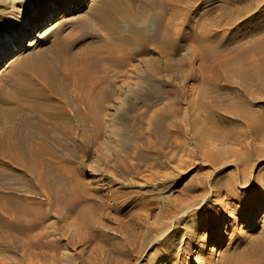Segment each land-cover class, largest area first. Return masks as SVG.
Segmentation results:
<instances>
[{"label":"rangeland","instance_id":"1","mask_svg":"<svg viewBox=\"0 0 264 264\" xmlns=\"http://www.w3.org/2000/svg\"><path fill=\"white\" fill-rule=\"evenodd\" d=\"M82 1L85 2L83 7ZM214 1L220 5L224 0ZM233 1L235 6L231 20H221L216 26L217 41L223 44L215 50L211 60L201 59L203 54L200 53L191 66L177 63L169 71L161 69L158 73L162 78L161 82L156 83L158 93L138 100L134 112L129 110V101L126 98L120 99L118 113L107 117L105 130L99 140L100 145L93 144L91 156H86L84 176H79L80 179L90 182V191L106 196L107 204L98 212L99 216L101 213L103 215L102 229L106 235L104 240L99 242L92 236L79 241L81 237L78 233L74 234V228L79 225L74 222L75 213L63 204H46L42 209L48 211L49 217L42 225L31 230L35 233V238L23 240L26 235L19 233V242L15 239L6 242L3 240L0 243V259L8 260L10 264H113L121 258L120 252L114 246L124 245L125 237L130 234L129 236H138L134 251L128 256L130 264L148 263V258L155 256L159 247L166 250L164 259L148 264H161V261L162 264H188L183 259L184 253L179 250L184 246L186 238L195 241L192 246L195 252L191 258L197 264H200L198 259L202 258L201 263L205 264L212 259L221 261L223 256L234 251L235 244L241 250L263 240L264 134L256 140L263 148L252 154L243 152L248 151L244 146L250 145L252 130L257 124L262 123L264 132V86L258 80L251 79L249 92L242 98L237 95L243 83L241 76L231 75L230 81L224 78L217 81L214 76L216 73H232L233 69L239 68L242 62L239 58L246 48L258 50L256 52L249 49L250 60L264 59V46H258L260 41L264 44V0ZM55 2L65 6V11L55 21L52 30L47 28L46 32L33 34L32 38L40 40L37 41L38 44L34 48L17 52L0 70V90L3 88L0 92V104L3 107L9 106V98L16 95L11 74L13 71L19 81H33V70L26 65V56L32 55L31 58L38 64L41 53L49 49L61 35L83 31L82 21L86 15L90 22L96 21L91 16L92 6L96 2L101 3V0H33L25 4L22 12L13 10V0H0V43L14 40L28 23L38 21L51 10ZM247 2V10L241 11V7ZM135 4L138 6L141 3L136 1ZM159 10L167 14L164 8ZM205 10V7L200 8L201 12ZM9 19L13 21L8 23ZM184 53L176 54L173 60L178 62L184 57L190 60L195 57L193 54ZM150 56H159V53L142 54L136 58L134 63L138 65V72L146 69L143 57ZM127 81L126 75L120 80L123 93L129 88ZM144 87L141 83L137 84L138 89ZM203 88L208 91L203 92ZM106 103L115 104L112 100H107ZM175 111L177 115H173ZM157 112L165 113L159 129H155L153 125ZM123 113L131 114L130 130L126 132L128 141L121 135L123 118L119 116ZM220 117L236 123L234 137H224L229 130L222 124L218 125ZM176 121L180 127L175 125ZM116 128H120V133L115 131ZM241 130L249 131L248 134L239 133ZM182 139L188 141L192 150L190 155L179 150ZM213 148H218L221 152L216 156L203 154ZM226 149L242 152L241 158L238 159L237 153L227 152ZM244 171L246 174H242ZM231 174V185L220 189L219 182L224 183ZM243 175L247 176L246 181ZM131 194L139 198L128 207L120 209L113 203L118 201L119 204H124ZM39 197L47 201L49 196L41 193ZM154 198L156 204L149 202ZM185 198L192 199L188 211H194L195 215L184 222H175L178 214L173 210ZM197 210L201 213L197 214ZM181 213L183 215L186 212ZM211 214L215 224L211 232L213 239H208V216ZM29 219L33 220L35 217L32 215ZM197 221L201 222L199 229L194 227ZM82 224L81 222L80 225ZM216 228L218 230L213 231ZM149 229L151 242L141 252L140 239ZM170 229L173 232L168 234ZM14 232L10 231L12 234ZM41 232H46L44 240L37 235ZM194 232H197L198 237L190 240V235ZM161 235L164 236L163 239H160ZM68 239L74 241L68 243ZM55 240H61L64 246L55 244ZM229 240L232 241L228 242ZM172 249L175 256L168 254L173 253ZM30 251L35 254L39 251L40 255L29 257ZM53 252L58 254L57 258L52 257ZM180 253L181 258L178 257ZM65 254L66 256H62Z\"/></svg>","mask_w":264,"mask_h":264},{"label":"bare ground","instance_id":"2","mask_svg":"<svg viewBox=\"0 0 264 264\" xmlns=\"http://www.w3.org/2000/svg\"><path fill=\"white\" fill-rule=\"evenodd\" d=\"M28 1L33 0H13V10L22 12ZM136 1H139L141 6H136ZM54 4L55 6L52 5V9L41 19L28 23L14 40H4L0 43L2 44L0 70L17 52L38 44L39 39L32 38L33 34L39 32V35L41 32H46L47 28L52 30L55 21L65 11V6L59 5L61 3ZM84 4L85 2L82 3V7ZM234 6L233 0H224L220 5L214 0H101V3H94L92 12L90 11L96 21L90 22L86 15L82 21L83 31L61 35L49 49L41 53L38 64H35L36 61L31 58L32 55L26 56V65L33 70V81H24V79L19 81L20 79L16 78L13 71L11 74H13L12 81L16 95L9 98L11 103L9 106L3 107L4 105L0 104V243L3 240L6 242L13 239L21 241L19 233L26 235V239L23 238V240L35 238L36 235L31 230L42 225L49 217L48 211L45 212L42 208H45L46 204L49 206L53 203L63 204L65 208L75 213L76 224L83 223L74 228L76 230L74 234L78 233L81 237L79 241L92 236L99 242L104 240L106 235L102 229L103 215L101 213L99 216L98 212L107 204L106 196L90 191V182L80 179L79 176H84L86 156L88 158L91 156L93 144L100 145L99 140L105 130L107 117L118 113L120 99L126 98L129 101V110L134 112L138 100L147 99L150 95L158 93L156 83L161 82L162 78L158 75L161 69L169 71L175 68L177 63L191 66L200 53L203 54L201 59L211 60L215 50L223 44L217 41L216 26L221 20H231ZM248 6L249 2L244 3L241 11L247 10ZM201 7H205L206 10L201 12ZM159 8L167 10V14L165 15ZM262 16L264 17V12ZM10 19L8 23L13 21ZM258 43L259 48L264 46L263 41ZM249 49L258 52L257 49ZM249 49L246 48L239 58L242 62L237 60L241 62L239 68L233 69L232 73H216L214 76L217 81L222 78L230 81L231 75L241 76L243 83L237 95L242 98H245L249 92L251 79L258 80L257 82L264 86V59L250 60ZM155 52H158L159 56L143 57L146 69L138 72V65L134 63L136 58L142 54ZM182 52L193 54L195 57L191 60L184 57L175 62L174 56ZM125 75L128 78L129 88L123 93L120 89V80ZM138 83L145 87L138 89ZM205 91H208L207 88H203V92ZM107 100H112L115 104L109 105L106 103ZM177 114V111L173 113V115ZM238 115L241 116L239 112ZM164 116V112L155 113L153 118L155 129L161 127ZM119 117L123 118L121 135L128 141L129 136L126 132L130 130L131 114L123 113ZM220 124L229 130L225 133V138L234 137L235 122H229L220 117L218 125ZM175 125L180 127L177 121ZM119 129L116 128L115 131L120 133ZM248 131L241 130L239 133L248 134ZM252 131L253 138L249 142L250 145L244 146L248 151L243 153L252 154L259 148H263L256 142L264 134L262 123L257 124ZM180 142L179 150L190 155L192 150L188 141L182 139ZM225 151L237 153L238 159L241 158L242 152L231 149ZM219 152H221L220 149L213 148L204 151L203 154L209 153L216 156ZM242 174H246L245 171ZM232 175L226 178L227 181L224 183L219 182L220 189L231 185ZM243 177L246 181L247 176L243 175ZM41 193L49 196L48 199L45 198L47 201L39 197ZM138 198L131 194L124 204H119L118 201L113 203L122 209ZM149 202L156 204L157 201L154 198ZM191 203L192 199L185 198L182 203L175 206L173 212L178 214L175 222H184L195 215L194 211H188ZM182 211L186 213L180 215ZM200 213L197 210V214ZM32 215L35 217L33 220L29 219ZM208 221L207 238L209 239V237L212 238L211 232L215 224L212 214L208 216ZM194 227L199 229L201 222H195ZM171 230L167 233L169 234ZM215 230L217 231L218 228L213 231ZM10 231L15 232L12 234ZM150 232L151 229L140 239L141 252L151 242ZM37 235L43 240L47 236L46 232ZM129 235H125L124 245L114 246L120 252L121 258L113 264H130L128 256L134 251L138 236ZM261 236L263 240L261 239L259 244H253L241 250L235 244L234 251L223 256L221 261L212 259L205 264H264V229ZM195 237H198L197 232L190 235V240ZM163 238L164 236L161 235L160 239ZM61 240H55L54 243L64 246ZM73 241L68 239V243ZM230 241L232 240L228 242ZM194 244L195 241H189L186 238L184 246L179 249L184 253L183 259L188 264H197L191 258L195 252L192 249ZM165 251L164 247L157 248L155 256L148 258V263L163 260ZM29 254V257L37 256L40 252L36 251L35 254L30 251ZM168 254L175 256V252L172 254L168 252ZM181 254L178 255L179 258ZM57 256L56 252L52 253L53 258ZM201 259H198L200 264H202ZM0 264L10 263L8 260L0 259Z\"/></svg>","mask_w":264,"mask_h":264}]
</instances>
